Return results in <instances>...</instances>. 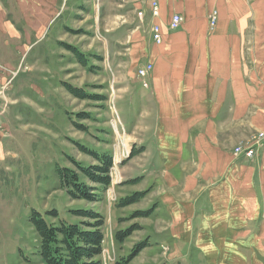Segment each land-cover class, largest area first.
Returning a JSON list of instances; mask_svg holds the SVG:
<instances>
[{
	"label": "rangeland",
	"instance_id": "1",
	"mask_svg": "<svg viewBox=\"0 0 264 264\" xmlns=\"http://www.w3.org/2000/svg\"><path fill=\"white\" fill-rule=\"evenodd\" d=\"M31 1L32 8L18 3L9 11L7 18L13 21L15 36L0 31V64L17 71L4 96L8 107L0 92V111L5 112L0 121V264H45L33 212L52 224L57 222L48 214L53 211L70 224L89 222L75 214L79 210L98 212L105 218L102 264H238L233 253L245 255L248 241L234 236L239 230L230 229L236 226L216 232L213 229L219 226L203 223L201 202L192 221L181 218L176 225L172 223L186 209L178 204L170 212L168 199L184 195L177 189L171 192L161 177L150 175L164 166L155 161L148 140L141 145L148 149L144 156L127 159L138 145L120 122L127 131L136 123L141 80L137 75L127 80L121 77L129 71L130 33L136 26H145V22L135 23L131 1L68 0L65 10L46 17L40 11L41 1ZM73 2L76 11L70 8ZM149 10L153 17L158 16L151 5ZM139 12L143 21V11L137 12L138 17ZM61 44L81 53L86 66ZM244 50L249 53L250 48ZM6 79L1 78L2 82ZM65 84L81 89L87 97L75 98ZM239 125H232L217 139L218 144L227 139L223 143L232 154L264 131V127L251 129L241 124L247 130L244 135ZM140 135L136 128L134 141ZM91 154L116 159L111 184L104 188L81 178L94 189L98 200H73L61 187L59 171H76L71 161L83 167L97 166ZM142 192V198L137 196ZM135 197H139L136 203L123 206ZM255 229L254 237L264 232L258 225ZM84 230L91 228L84 226ZM251 245L254 256L250 251L242 260L253 264L255 257L257 264H264V236ZM164 248L166 255L162 254Z\"/></svg>",
	"mask_w": 264,
	"mask_h": 264
},
{
	"label": "crops",
	"instance_id": "2",
	"mask_svg": "<svg viewBox=\"0 0 264 264\" xmlns=\"http://www.w3.org/2000/svg\"><path fill=\"white\" fill-rule=\"evenodd\" d=\"M40 1L44 17L51 12L55 16L68 5V0ZM130 1L135 23L145 22V26H136L130 33L129 71L121 78L132 79L135 68L144 63H151L153 69L147 88L139 82L138 117L130 131L122 124L124 132L137 149L142 148L141 156L148 152L141 147L148 140L155 161L164 166L150 175L161 177L171 192L177 189L184 195L168 199L170 212L178 204L186 209L172 223L181 218L192 221L201 202L202 222L219 226L213 229L216 232L236 226L230 230H239L234 236L248 241L246 255L254 248L251 241L264 236V232L253 236L257 225L264 228V145L247 158L232 154L224 145L227 139L222 144L217 139L232 125L264 127V0H158L157 17L151 15L150 0ZM18 3L33 7L31 0H0V31L11 36L16 30L7 16ZM70 8L78 9L75 2ZM140 10L143 21L137 17ZM214 10L217 23L211 27ZM174 14L180 15L182 23L169 31ZM153 24L161 26L159 44L152 39ZM240 125L245 135L247 130ZM136 128L141 137L134 141ZM233 254L238 257L235 262L246 264L243 253ZM252 263L257 264L255 257Z\"/></svg>",
	"mask_w": 264,
	"mask_h": 264
},
{
	"label": "trees",
	"instance_id": "3",
	"mask_svg": "<svg viewBox=\"0 0 264 264\" xmlns=\"http://www.w3.org/2000/svg\"><path fill=\"white\" fill-rule=\"evenodd\" d=\"M61 45L77 57L79 64L86 66L81 53L66 44ZM64 87L75 98L85 99L87 97L81 89H74L68 84H65ZM92 98L99 99L97 96ZM141 152L142 149L136 150L133 147L129 159ZM91 155L99 163L97 166L83 167L81 164L71 161L76 166V171L68 168L59 171L61 187L66 189L69 197L73 200L87 203H95L98 200L94 189L88 187L85 182L80 180L81 178L104 188L110 185L109 173L112 167V158L107 155ZM143 195V192L137 194L141 198ZM139 197L128 199L123 206L136 203ZM48 214L53 215V219L57 222L52 224L44 220L37 212L32 214V223L39 237L40 257L45 264H102L100 256L104 241V218L101 214L94 211H75L77 216L89 221L87 223L82 221L78 224H70L59 219L56 211ZM84 226L90 227L91 230H84Z\"/></svg>",
	"mask_w": 264,
	"mask_h": 264
},
{
	"label": "built area",
	"instance_id": "4",
	"mask_svg": "<svg viewBox=\"0 0 264 264\" xmlns=\"http://www.w3.org/2000/svg\"><path fill=\"white\" fill-rule=\"evenodd\" d=\"M150 5H151V8L153 10V14L156 16L158 13V0H151ZM139 13H140L139 18H140L142 13L141 12H139ZM215 16H216V13H213V15L211 17V24L212 25H214L216 22ZM180 21H181V18L178 15H174L172 17L169 28L171 30H175L179 26ZM153 32H154V36H153L154 40L157 42H160L159 27L157 25L153 28ZM150 70H151V65L148 64L146 66H143V67L138 69V75L142 78H145L148 75V73L150 72ZM0 71H1V67H0ZM10 82H11V79L6 83L0 82V92H2V96H3V97L2 96L1 97L3 98L2 100L5 102V106H7V101L5 100L6 90L8 89ZM3 114H4V110H1L0 111V117H2ZM1 125L2 124H0V127H1ZM263 143H264V131L259 135V138L256 139L253 143L248 144L246 147H243V148H240V147L237 148L235 151V154L237 155V154L243 153L246 157H253L256 150L258 148H260L263 145Z\"/></svg>",
	"mask_w": 264,
	"mask_h": 264
}]
</instances>
